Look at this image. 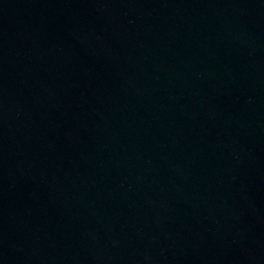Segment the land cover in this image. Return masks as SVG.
I'll return each instance as SVG.
<instances>
[{"label":"water","instance_id":"95a60500","mask_svg":"<svg viewBox=\"0 0 264 264\" xmlns=\"http://www.w3.org/2000/svg\"><path fill=\"white\" fill-rule=\"evenodd\" d=\"M0 264H264V0H0Z\"/></svg>","mask_w":264,"mask_h":264}]
</instances>
